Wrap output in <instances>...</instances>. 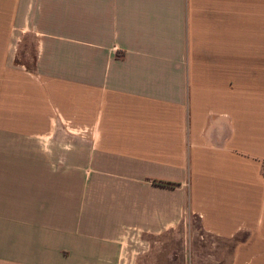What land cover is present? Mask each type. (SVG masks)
<instances>
[{
	"label": "crops",
	"instance_id": "crops-1",
	"mask_svg": "<svg viewBox=\"0 0 264 264\" xmlns=\"http://www.w3.org/2000/svg\"><path fill=\"white\" fill-rule=\"evenodd\" d=\"M194 223L264 264V0H0V264H195Z\"/></svg>",
	"mask_w": 264,
	"mask_h": 264
},
{
	"label": "rangeland",
	"instance_id": "rangeland-1",
	"mask_svg": "<svg viewBox=\"0 0 264 264\" xmlns=\"http://www.w3.org/2000/svg\"><path fill=\"white\" fill-rule=\"evenodd\" d=\"M187 234L192 244L184 245V251L193 253L191 256L195 264H227L229 262L224 257L230 254L233 244L208 236L200 229L199 223L189 226ZM180 248H182L180 243L169 245V251H181Z\"/></svg>",
	"mask_w": 264,
	"mask_h": 264
}]
</instances>
